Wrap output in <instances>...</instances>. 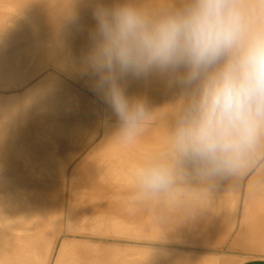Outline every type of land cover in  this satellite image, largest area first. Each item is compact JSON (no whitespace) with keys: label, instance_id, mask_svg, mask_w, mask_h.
<instances>
[{"label":"bare ground","instance_id":"6f19581e","mask_svg":"<svg viewBox=\"0 0 264 264\" xmlns=\"http://www.w3.org/2000/svg\"><path fill=\"white\" fill-rule=\"evenodd\" d=\"M98 2L112 5L118 0H0V89L13 87L16 91L23 87L22 92L11 95L4 93L6 89L0 91V231L4 227L19 233L35 230L40 237L50 234L58 238L54 264L83 261L79 255L77 262L67 259L75 256V246L89 248L88 264H116L117 257L126 259L115 250L121 247L120 242L110 243L115 250H111L115 252L112 255L106 252L107 242L99 252L100 246L93 242L97 240L91 238L102 240L107 236L144 241L141 243L148 247L144 251L150 250L144 253L147 257L143 262L141 256L137 255L139 261L134 258L135 251L132 253L133 248L126 243L135 264H229L215 252L212 257L202 252L193 256L192 252L185 253L190 249L184 252L181 248L197 245L205 251L216 249L229 236L231 239L238 222L236 236L227 245H248L264 251V159L257 160L244 175L192 174L178 178L164 192L147 193L140 186V165L158 161L159 157L162 161L170 158V137L184 101L178 89L158 77L128 78L123 82L127 94L147 99L150 118L143 122L135 139L124 138L110 107L96 91L95 78L87 65L89 34L95 26L93 10ZM138 2L153 6L162 0ZM43 57L47 64H53L52 68L69 75L73 83L65 80L62 85L63 80L52 74L56 71H45L50 66L45 69L44 61H40L43 65L37 62ZM21 69H27V75ZM37 74L41 79L30 82ZM65 76L61 77L68 79ZM82 134L86 139L78 143L75 138ZM149 139L158 144L146 146ZM83 143L91 144L88 147ZM142 144L144 149L140 148ZM90 148L87 156L72 154L73 149L76 153ZM1 168L10 171L2 176ZM22 169L49 175H35L34 171V175H23ZM47 200L55 201L56 206L49 207ZM120 213L131 220L117 219ZM244 224L250 227L246 230ZM46 240L36 239L30 260L21 264H48L50 256H44V246L50 239ZM91 243H97V247ZM68 252L71 255L67 256ZM129 256L122 263L118 258L117 263L127 264Z\"/></svg>","mask_w":264,"mask_h":264},{"label":"clouds","instance_id":"9594fccd","mask_svg":"<svg viewBox=\"0 0 264 264\" xmlns=\"http://www.w3.org/2000/svg\"><path fill=\"white\" fill-rule=\"evenodd\" d=\"M93 18L87 65L126 140L150 112L125 80L155 76L183 97L170 158L138 167L143 189L164 192L192 174L244 175L264 159V0L98 2Z\"/></svg>","mask_w":264,"mask_h":264},{"label":"rangeland","instance_id":"374dc122","mask_svg":"<svg viewBox=\"0 0 264 264\" xmlns=\"http://www.w3.org/2000/svg\"><path fill=\"white\" fill-rule=\"evenodd\" d=\"M45 58H46V57H45ZM45 58L43 57V60H40V59H39V60L37 61L39 65H43L42 63L40 64V61H44V63L46 64V66H47V65L50 66L49 68H48V66H47L45 69H47V68H48V69H47V70L44 69L45 71H48V73H50V72L52 73V71H56V72H53L52 74H56V75H58L59 77H58V76H57V77L63 80V81H61V80L59 79V81H61V83L63 82L62 85H65V83H64L65 80L68 81V82H66V83H70V84L73 83L74 80H73V79H72L73 81H72V80H69V77H70L69 75H68V76L63 75L64 73L62 72V73H63V74H62V73L60 72L59 69H56L55 66H53L54 68H52V66H51L52 63L49 62L50 64H47V61H45ZM46 60H47V58H46ZM35 62H36V61H35ZM35 62H34V63H35ZM37 62H36V64H35L36 66H38ZM29 63H30V62H29ZM32 64H33V63H32ZM52 65H53V64H52ZM31 66H32V65H31ZM33 67H35V66H33ZM33 69H34V68H33ZM50 69H52V70H50ZM53 69H54V70H53ZM21 71H22V69H21ZM23 71H24V72L26 71V72H25V75H27V69H26V70L23 69ZM23 71H22V72H23ZM49 71H50V72H49ZM19 72H20V71H19ZM29 72H31V70H30ZM32 72H33V70H32ZM32 72H31V73H32ZM58 72L61 73V75H60ZM57 73H58V74H57ZM28 74H29V73H28ZM18 75L21 76L20 74H17V73H16V74H15V73L13 74V76H17V77H18ZM23 75H24V74H23ZM37 75H38V74H37ZM37 75H36V76H33V78L30 80V82H31V81H34L35 79H36V81H38L39 79H41V76H40V78H39V75H38V76H37ZM40 75H41V74H40ZM54 76H55V75H54ZM61 76H65V77H67L68 79H63V77H61ZM36 77L38 78V80H37ZM65 77H64V78H65ZM13 78H15V77H13ZM9 79L12 80V76H10ZM16 79H17V78H15V80H16ZM13 80H14V79H13ZM77 83H78V84H79V83L81 84V82H77ZM27 84H28V83H27ZM11 88H12V89H11ZM11 88H10V87H9V89H7L6 87L3 88V89L1 88L0 91H1V92H4V91H5L4 93H6V94H8V95H11V93H13V92L16 93V92H19V91H21V90L23 91V87H22V88L20 87L21 89L18 88V87H17V88L15 87V88L17 89V90L15 89L16 91H14V88H13V87H11ZM4 89H6L7 91L4 90ZM64 89H65V88H64ZM64 89H63V90H64ZM2 90H4V91H2ZM65 90H66V89H65ZM22 91H21V92H22ZM9 92H10V93H9ZM27 125H28V124H27ZM28 127H29V126H26L25 128H28ZM30 128H31V126H30ZM30 128H29V129H30ZM25 130H26V129H25ZM66 139L68 140V138H66ZM66 139L62 140V142L59 144V146H60L61 148L65 146L64 143H63V141H65ZM85 139H86V137H84V134H82L81 136H78V137L75 138V140H77L78 143H79V141H81V140L83 141V140H85ZM148 143H150V144H154V143H155V144H158V142L155 141L154 139H152V140L149 139V141H147V143H146V146L148 145ZM90 144H91V143H90ZM90 144L88 143L89 146H90ZM78 145H80V144H78ZM82 145L84 146V145H87V144H86V143H85V144L83 143ZM88 145H87V146H88ZM143 145H144V144H142V146H143ZM89 146H88V147H89ZM144 146H145V145H144ZM144 146H143V147H140V148H143V149H144V148H145ZM146 149H147V148H146ZM75 150H76V149H73V150H72V154H73L74 156L78 157V158H80L81 156L83 157V156H85V155L87 156V155L91 152V148H90V150H89V149H87V150H85V149L80 150V151H82V152L85 151V152H83V153H80V151L74 153ZM86 151H87V152H86ZM149 152H150V151H149ZM59 153H60V154H61V153H64V151H61V152H59ZM151 153H152V152H151ZM46 154H50V153H46ZM76 154H77V155H76ZM83 154H84V155H83ZM149 154H150V153H149ZM150 155H151V154H150ZM156 159H158V161H159V159L161 160L160 157H159V158H156ZM77 160H80V159H77ZM161 161H162V160H161ZM148 192H151V191H148V190H147V193H148ZM241 208H242V206H241ZM241 208H240V212H239L240 214H239V216H238L239 219L241 218V216H240V215H241ZM116 218H117V219H122V220H128V221L131 220V219H130L131 217H129L127 214H124V213H120V214L116 215ZM238 223H240V222H238ZM238 223H237V226H236L237 228L235 229V232L233 231V232L231 233V235H232V236H231V239H230V236H229L228 240H227L223 245L220 244V245H222V247H220V245L217 246V247L221 248V250H220V249L217 250V247H216V249H215V247H212V250H206V251H205V250L202 249V246H199V247H198L197 245H194L195 247H194V246H188V245L186 246V245H185V247H184V248H181V249H182V251H184V252H185V249H186V251L190 249V250H189L190 253H189V251H187L188 253H187V252H185V253H186V254H191V252H192V255H193V256H194V254L196 255L197 253L200 254V252H202V254L205 253L206 256H209V255H211L213 252H215V253H213L214 255H215L216 253H217L218 255H222V256H220L219 258H221V259L223 258L222 260H224V261H229V264H239V263H242V262L247 261V260H252V259H256V258H264V254H263L264 251L257 250V249H255L254 247H250V246H248V245H242V247H243V248H242L241 245H240V247H237V246H239V245H233V246H231V245H227V243H228V244H231V243H232V240H233V237L236 236L237 229H238V227H240V226H239L240 224H238ZM244 227H245V229L247 230V229L250 227V225H248V224H244ZM247 234H249V232H248ZM109 237H111V238L113 237V239H110ZM115 237H117V236H115ZM93 238H96V237H93ZM122 239H123V238H121V237H118V238L116 239V238H114V236H107V238L105 237V239H102L101 241H104V243L107 242V243H106V246H107V247H106V252H107V253H109V254L111 253V255H112V253H115V252H112V251H115V250L118 249V251L120 252V253H119V252L117 251V253L120 254L119 256L122 255L123 257H125V255H126V256H127L126 258L129 259V258H128L129 255L127 254V251H128V249L131 250V249L133 248V249L131 250L132 253H133V251L136 252V253L134 252V254H133V255H135L134 258L137 259V260L139 261L140 257H137V255H138V256H141L140 261L143 262V260H145V258L147 257V255L144 254V253H148L150 249L144 251L145 248H148V247L143 246V244L141 243L142 240H141V239H136V240H135V239H134V240H133V239L125 240V239H124V240H122ZM126 239H127V238H126ZM121 240H122V241H121ZM131 240H132V241H131ZM90 241H91V240H90ZM92 241H93V240H92ZM136 241H138V242H136ZM228 241H230V242H228ZM112 242H113V243H112ZM118 242L121 243V247H122V248L124 247V249H123L124 252L127 250V251H126V254L123 252L122 249H121V250L119 249L120 247L117 246V244L115 245V246H117V247L114 246V247L116 248L115 250H114V248H112L113 245L111 246L110 243L115 244V243H118ZM142 242H144V241H142ZM120 243H118V245H120ZM126 243H129V244H130V245H129V244H127V245H129V247H130L131 249H130V248H127L128 246H126ZM132 243H134L135 245H137V248L135 247L134 244H133V247H132V246H131ZM107 244H108V245H107ZM109 244H110L111 247H109ZM122 245H123V246H122ZM124 245H125V246H124ZM138 245H139V246L142 245L140 248H141V249L143 248V249H142V250L139 249V248H138ZM125 247H126V248H125ZM134 247H135V248H134ZM144 247H145V248H144ZM227 248H229V249H227ZM232 248H233V249H232ZM234 248H236V249H234ZM237 248H238V249H237ZM134 249H135V250H134ZM138 249H139L141 252H143V253H141ZM193 249H194V251H193ZM201 249H202V251H201ZM248 249L250 250V252H249ZM111 250H112V251H111ZM179 250H180V249H179ZM195 250H196V251L198 250L199 252H198V251L196 252ZM240 250H241V251H240ZM245 250H247V251H245ZM110 251H111V252H110ZM121 251H122L125 255H123ZM203 251H205V252H203ZM208 251H209V252H208ZM211 251H212V252H211ZM237 251H238V252H237ZM243 251H244V252H243ZM251 251H252V252H257V253L254 254V253H252ZM128 252H129V251H128ZM194 252H196V253H194ZM220 252H221L222 254H221ZM262 252H263V253H262ZM117 253H116V256H118ZM132 253L129 252V254H130L129 257H131V259H134V258H132V256H133V255H131ZM137 253H138V254H137ZM207 254H208V255H207ZM217 254H216V255H217ZM228 254H229V255H228ZM259 254H260V255H259ZM113 255H114L113 258L115 259L116 256H115V254H113ZM197 255H198V254H197ZM197 255H196V256H197ZM200 255H201V254H200ZM214 255H213V256H214ZM216 255H215V256H216ZM218 255H217V256H218ZM223 255H224V256H223ZM227 255H228V256H227ZM236 255H237V256H236ZM136 257H137V258H136ZM211 257H212V255H211ZM225 257H226V258H225ZM118 258H119V257H117V259H118ZM138 258H139V259H138ZM117 259H115V260H117Z\"/></svg>","mask_w":264,"mask_h":264},{"label":"crops","instance_id":"0c3cea01","mask_svg":"<svg viewBox=\"0 0 264 264\" xmlns=\"http://www.w3.org/2000/svg\"><path fill=\"white\" fill-rule=\"evenodd\" d=\"M28 169H22V173H23V175H34V173H36L35 175H49L48 173L46 174V173H40V172H36V171H34V170H31V169H29L28 171H27ZM8 171H10V169L9 168H1V175L2 176H4V175H7L8 174ZM30 171V172H29ZM32 171H34V173H31ZM1 186H2V184H0ZM54 194V192L52 191H49V194L51 195V194ZM46 204H48V206L50 207H55L56 206V202L55 201H53V202H51L50 200H47V203ZM6 231H7V233L8 234H10V235H8V234H6ZM34 232H36L35 230L34 231H31V232H29V233H19L18 231H11V230H8V228H3L1 231H0V264H21L24 260H30V257L32 256L31 255V252H32V247L34 248V247H36L37 246V244H36V239L37 240H43V238H44V240H49L48 242H46V244H44V245H46V246H44V249L46 248L47 250H44V253H46V254H44V256H48L49 258L46 260V262H49L48 264H52L54 261L53 260H55L56 258H57V256H58V253H57V251L56 250H58L57 248H58V244H59V242H58V238H56V237H54L53 238V236H51L50 234H48L47 236H45V237H43L44 235H42L41 237H40V233H39V235H37V232L36 233H34ZM33 233V234H32ZM14 234V235H13ZM17 234V235H16ZM6 235V236H5ZM23 235V236H22ZM34 235H36L37 237H34ZM33 236V237H32ZM52 238H51V237ZM14 237H17L16 238V240H15V238ZM23 237V238H22ZM43 237V238H42ZM47 237V238H46ZM20 238V239H19ZM61 238H63L62 236L59 238V241L61 240ZM74 238H76V237H73V239ZM83 238V241H84V239H85V237H82ZM124 239H125V237H123ZM54 239V240H53ZM71 239H72V237H71ZM81 239V238H80ZM88 239H90V238H88ZM92 240H97V241H93V242H97L96 244L98 245V247L97 246H95L96 244H94V243H91V246H93V247H97V248H99V246H100V250H99V252H103L104 251V246H105V243H102L103 241H101V239H99V237H96V239L95 238H91ZM90 239V240H91ZM20 240V241H19ZM26 241V242H24V241ZM46 240V241H47ZM82 240V239H81ZM100 240V242H98ZM33 241V242H32ZM35 241V242H34ZM82 241V242H83ZM16 242H17V244H16ZM31 242V243H30ZM39 242V241H38ZM26 243V245H24V244ZM48 243H50L49 245H48ZM55 243V244H54ZM36 244V245H35ZM54 244V245H53ZM88 244V243H87ZM50 245L51 246H53V247H51L50 248ZM104 245V246H103ZM121 245V244H120ZM18 246V247H17ZM30 246H31V248H30ZM101 246H103V247H101ZM84 247V246H83ZM12 248H13V250H12ZM23 248V249H22ZM53 248V249H52ZM75 248V249H74ZM73 248V251H74V254H75V256H74V258H72L71 256L69 257L68 255H71V253L73 252L72 250H71V253L70 252H68V253H66V255L68 256V258H67V256H65L67 259H71V261H72V259L73 260H75L76 262H77V260H79V259H77L76 260V258H80V259H83V261H81V262H77V263H75V264H88L87 263V259H88V257L90 256L89 255V248H88V250H82L83 248L82 247H80L79 248V246H75ZM85 249H86V243H85V247H84ZM95 248L94 249H92V250H95ZM103 248V249H102ZM11 249V250H10ZM21 249V250H20ZM49 249H50V251H49ZM119 249H122V247H120ZM7 250H8V252H7ZM10 250V251H9ZM98 250V249H97ZM97 250H95V251H97ZM123 250V249H122ZM25 251H26V253H25ZM46 251V252H45ZM52 251V252H51ZM50 253V254H49ZM52 253V254H51ZM56 253H57V255H56ZM29 255H31V256H29ZM77 255H79L78 257H77ZM54 257H56L55 259H54ZM101 257V256H100ZM123 257V256H122ZM47 258V257H46ZM99 258V256L97 257V259ZM103 259H104V257H102ZM123 258H126V257H123ZM120 259V262L122 263V261L121 260H126L127 261V258L126 259H122V258H119ZM130 259V258H129ZM49 260V261H48ZM134 261H136L135 259H133ZM132 259L131 260H128V263L127 264H129V261H130V264H135L134 263V261H133ZM116 261V260H115ZM117 261H118V259H117ZM117 261H116V264H120V263H117ZM133 263H132V262ZM72 262H74V261H72ZM125 262V261H124ZM123 262V263H124ZM66 263H68V264H71V262L69 261V260H67L66 261ZM126 263V262H125ZM124 263V264H125ZM40 264H41V262H40ZM43 264V263H42ZM54 264V263H53ZM239 264H264V258H256V259H252V260H247V261H244V262H242V263H239Z\"/></svg>","mask_w":264,"mask_h":264}]
</instances>
